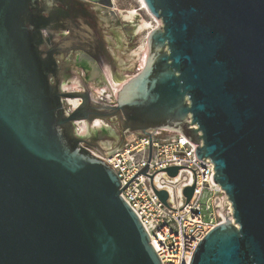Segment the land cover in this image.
I'll list each match as a JSON object with an SVG mask.
<instances>
[{
  "label": "water",
  "instance_id": "water-1",
  "mask_svg": "<svg viewBox=\"0 0 264 264\" xmlns=\"http://www.w3.org/2000/svg\"><path fill=\"white\" fill-rule=\"evenodd\" d=\"M143 2L161 25L147 35L143 68L108 107L57 81L43 34L50 45L59 31L69 44L87 41L67 11L57 13L55 0H0V264H162L113 169L80 146L74 125L92 110L149 123L143 136L181 133L214 166L232 213L190 264H264V0ZM66 99L81 102L68 112ZM150 152L149 139L148 162ZM194 186L195 175L185 205ZM152 190L168 208V194Z\"/></svg>",
  "mask_w": 264,
  "mask_h": 264
},
{
  "label": "built area",
  "instance_id": "built-area-1",
  "mask_svg": "<svg viewBox=\"0 0 264 264\" xmlns=\"http://www.w3.org/2000/svg\"><path fill=\"white\" fill-rule=\"evenodd\" d=\"M130 134L109 156L104 157L102 152L91 154L115 172L122 188L120 197L137 215L161 263L190 264L199 242L232 213L225 192L214 182V166L198 159L197 146L181 133L158 128L150 131L149 136ZM147 162L146 176L139 174L124 187ZM178 166L190 170L181 168L175 177L157 172ZM194 175L193 195L185 205L182 192L184 188L192 187ZM147 176H152L151 185L155 191L168 194L167 205L171 210L156 197Z\"/></svg>",
  "mask_w": 264,
  "mask_h": 264
},
{
  "label": "flooded vegetation",
  "instance_id": "flooded-vegetation-1",
  "mask_svg": "<svg viewBox=\"0 0 264 264\" xmlns=\"http://www.w3.org/2000/svg\"><path fill=\"white\" fill-rule=\"evenodd\" d=\"M55 1L56 12L58 13L57 9L67 11L70 17L67 22L76 21L87 34V41L78 45L66 41L69 38L67 31H59L57 37L52 40V45L46 41L49 37L43 34L47 48L56 63V78L60 87L65 92L81 93L94 104L114 106L116 103L112 95L113 90L116 87L120 88L130 79H123L121 72L124 70L122 66L129 63L126 57L136 49L138 24L125 22L114 16L112 14L114 4L109 8L84 0ZM139 71L138 69L137 73ZM115 76L117 80L114 79ZM95 88L96 91L105 89L104 97L109 99L99 96L98 99L93 98L92 92ZM78 102L79 105L81 100L78 99ZM64 105H69L67 99L64 100ZM69 108L73 109L70 105ZM104 113L92 110L89 122L79 121L74 125L76 133L82 139L80 146L90 153H106L118 148L125 141L127 132L139 134L140 128L149 125L141 123L138 119L127 120L121 113L112 116L113 119L112 117L106 119L101 117ZM82 123L83 126H79ZM86 125L88 131L80 133V128L83 130Z\"/></svg>",
  "mask_w": 264,
  "mask_h": 264
},
{
  "label": "rangeland",
  "instance_id": "rangeland-1",
  "mask_svg": "<svg viewBox=\"0 0 264 264\" xmlns=\"http://www.w3.org/2000/svg\"><path fill=\"white\" fill-rule=\"evenodd\" d=\"M113 4H114V9H112V14L118 18H120L121 20H125V22H136V24H138V26L141 23V20L147 21L148 23H151V30L149 31H145V32H138L136 39H135V43H136V49H135V54H130V56L126 57L127 60H129V63L122 66L124 68V70L121 72L122 75H127V76H123L124 79H129L133 76H135L137 74V70H141L146 62V50H147V35L150 31L157 29L160 25L161 22L159 19H155L154 17L151 18L145 11L140 10L141 6L139 4V2L137 0H113ZM130 10H135L137 11V13L139 14V19L137 20H132V21H127L126 19H124L127 16V12ZM142 33V34H141ZM146 45L145 51L144 46ZM135 55V56H132ZM144 60V61H143ZM77 88V86H75ZM78 89V88H77ZM72 90V89H71ZM117 90V89H115ZM104 91H106L105 89H97L96 88L93 90L92 94H93V98L98 99V96L103 98V99H109L108 97H104L105 94L103 93ZM101 94V96L99 95ZM69 99H67L68 101ZM66 111H70L72 110L71 108H69V105L65 106ZM84 122V121H83ZM78 123V122H77ZM79 126H83L79 125ZM80 128V127H79ZM80 131H82V129L80 128ZM79 131V132H80ZM131 132H127V138L131 135Z\"/></svg>",
  "mask_w": 264,
  "mask_h": 264
},
{
  "label": "bare ground",
  "instance_id": "bare-ground-1",
  "mask_svg": "<svg viewBox=\"0 0 264 264\" xmlns=\"http://www.w3.org/2000/svg\"><path fill=\"white\" fill-rule=\"evenodd\" d=\"M138 2H139V4H140V6H141V8H140V10H142V11H145L151 18H155V16L154 15H152L148 10H147V8H146V6H145V4H144V2H143V0H137ZM124 19H126L127 21H132V20H137V19H139V14L137 13V11H135V10H130V11H128L127 12V16L124 18ZM156 19V18H155ZM141 20V23H140V25L138 26V32H145V31H149V30H151L152 28H151V23H148L147 21H144V20H142V19H140ZM142 34V33H141ZM145 48H146V45L144 46V51H145ZM68 102V104L70 105V106H72V108H75L77 105H78V99H76V100H74V99H70V100H68L67 101ZM83 124V123H82ZM96 124H98L99 125V123H96Z\"/></svg>",
  "mask_w": 264,
  "mask_h": 264
}]
</instances>
